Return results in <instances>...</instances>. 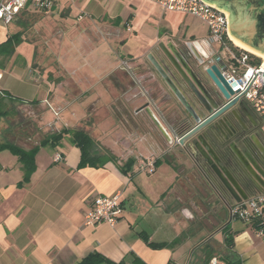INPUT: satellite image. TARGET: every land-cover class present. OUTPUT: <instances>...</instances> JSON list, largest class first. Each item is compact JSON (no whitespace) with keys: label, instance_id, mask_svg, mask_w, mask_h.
<instances>
[{"label":"crops","instance_id":"obj_1","mask_svg":"<svg viewBox=\"0 0 264 264\" xmlns=\"http://www.w3.org/2000/svg\"><path fill=\"white\" fill-rule=\"evenodd\" d=\"M69 1L79 5L85 14L113 19L116 25L123 23L125 29L132 30L137 49L141 48L142 51L154 42L174 36L185 28L196 37L205 36L208 32L205 30L203 34L196 35L189 30V24L184 25L188 14L164 10L157 3L148 0ZM32 2L15 17L12 21L14 24H6L0 20V43L9 35L21 31L19 21L24 12L31 8H42L40 4L44 3L50 6L54 1ZM113 2L118 6L113 8ZM46 10L50 8L47 7ZM140 18L152 20L154 26L146 29L145 23L138 21ZM116 19H119L118 23ZM29 51L30 46L23 40L15 47L14 53L5 59L0 68V93L24 102L36 100L49 104L53 115L57 117L53 125L54 131L62 128L83 129L94 139L95 153L101 156L110 154L113 159L105 161L99 167H78L79 148L73 143L71 135L66 134L56 147L46 145L38 149L35 169L29 180L23 182L24 171L17 156L9 150L0 151V264H78L93 251H98L113 261H119L132 253L146 264H167L170 260L174 264H202V249L209 236L197 235L207 227L205 223L202 225L201 220H192L189 206L177 201L176 187L170 182L174 177H169V184L166 186L158 187L156 199L146 196L134 182L135 175L140 173L134 169V164L140 157H129L123 151L122 132L120 128L115 130L112 126L116 120L98 116L90 118L93 113L82 110L78 101L62 108L51 106L47 100V85L32 69ZM70 70L79 71L74 67ZM92 71L88 67V74L85 75L92 74ZM10 73L15 78H8ZM39 91L43 93L37 97ZM8 103L12 102L7 101L6 106ZM13 104L26 105L18 102ZM6 123L0 121V138L7 135L4 134ZM44 131L45 129L42 130L43 135ZM58 154L61 158L55 160ZM130 158H134L135 162L131 170L124 173L121 166ZM166 168L165 164H156L155 170L165 173ZM116 192L120 193L117 221L114 224H86L84 216L94 200ZM187 193L183 190L180 195L185 196ZM165 215L166 218L161 219ZM170 218L172 227L178 228L172 235L160 226L161 221L168 224ZM222 227L223 225L217 229V233L222 234ZM141 234L147 236L148 242ZM179 236H182L180 243L170 247L155 249L149 245L150 242H171ZM251 237L249 232L240 231L234 237L232 251L241 259V264H256L254 257L258 245Z\"/></svg>","mask_w":264,"mask_h":264},{"label":"flooded vegetation","instance_id":"obj_2","mask_svg":"<svg viewBox=\"0 0 264 264\" xmlns=\"http://www.w3.org/2000/svg\"><path fill=\"white\" fill-rule=\"evenodd\" d=\"M231 48L235 52L210 42L208 32L196 37L186 28L139 48L126 56L120 108L110 105L129 157L165 164L175 173L173 186L224 214L264 193V122L252 101L224 85L244 72L235 59L246 51Z\"/></svg>","mask_w":264,"mask_h":264},{"label":"rangeland","instance_id":"obj_3","mask_svg":"<svg viewBox=\"0 0 264 264\" xmlns=\"http://www.w3.org/2000/svg\"><path fill=\"white\" fill-rule=\"evenodd\" d=\"M115 6L118 5L113 2V8ZM20 20L25 23L23 38L24 42L30 46L31 67L37 77L47 85V100L51 106L62 108L66 104L78 101L82 110L93 113L90 118L93 116L106 117L113 121L114 115L111 114L110 105L115 110L120 108V84L124 78L126 56L138 50L132 30L125 29L123 23L116 25L113 19L102 16L96 18L92 14H85L79 5L69 0H55L50 5V10H43L40 7L31 8L23 13ZM138 21L145 23L146 29L154 26L152 20L140 18ZM185 24H189V30L194 31L196 35H201L203 31L208 30L200 18L192 15H187ZM230 42L231 47L237 48L238 51L249 52L232 41ZM250 54L264 61V58L251 52ZM72 67L79 71L73 72L70 70ZM88 67L93 70V73L85 75L88 74ZM8 78H15V75L10 73ZM42 93L39 91L37 97H40ZM6 107L9 109L10 116L3 120L4 123L8 122L14 130L16 129L14 127L21 122L24 123L16 129H22L27 135L22 140H18L20 144L26 147L31 146L43 136V129L45 133L54 131L53 125L57 117L53 115L49 104L39 103V101L25 106L8 103ZM112 126L115 130L119 128L117 121L113 122ZM113 134L116 137V131ZM46 150L51 152L49 147H46ZM142 159L144 162L152 160L148 156ZM138 162H142L141 158ZM165 170V173L155 170L156 172L150 174L146 171H137L140 173L135 175L134 182L140 186L146 196L156 199L158 187L166 186L169 184V177H174L172 170L168 168ZM176 190V197L180 198L178 202L189 206L192 220H201L202 225L206 224L207 229L203 228L197 237L209 236L206 242L214 247L217 255L225 254V251L235 254L234 251L225 249L222 244V234L217 233V229L230 219L229 216L222 211L218 212L215 207L204 205L193 191L190 195L181 196L183 190L178 187ZM166 216L161 219H165ZM169 223L161 221L160 226L165 229L166 233L172 235L178 228L172 227L171 218ZM231 227L234 228L233 230L251 234V240L258 245L254 257L255 263L263 262L264 264V235L252 232L249 225L239 219H232ZM221 264H225L224 261H221Z\"/></svg>","mask_w":264,"mask_h":264},{"label":"built area","instance_id":"obj_4","mask_svg":"<svg viewBox=\"0 0 264 264\" xmlns=\"http://www.w3.org/2000/svg\"><path fill=\"white\" fill-rule=\"evenodd\" d=\"M31 0H0V20L4 23L12 22L19 12ZM157 3L164 10L179 11L188 15L200 18L207 26L208 39L210 42L220 44L224 50L235 52L230 45V33L228 27V12L206 0H148ZM232 52V53H233ZM235 54V53H234ZM238 70L244 69L242 76L230 75L228 84L234 92L243 94L252 101L256 111L260 114L264 122V62L259 65L252 63L253 54L241 52L236 56ZM126 66V62H125ZM256 80L252 82L254 76ZM1 80V73H0ZM250 86V87H249ZM58 154L55 160H59ZM141 163L136 161L135 170L151 173L155 171L153 160ZM120 193L100 196L94 200L92 207L86 212L84 219L86 224L106 222L114 224L120 211ZM230 219L257 218L264 224V193L251 196L249 199L233 205L229 209ZM262 234L263 233H259ZM206 264H221L217 256L211 257Z\"/></svg>","mask_w":264,"mask_h":264},{"label":"trees","instance_id":"obj_5","mask_svg":"<svg viewBox=\"0 0 264 264\" xmlns=\"http://www.w3.org/2000/svg\"><path fill=\"white\" fill-rule=\"evenodd\" d=\"M53 1L55 2V0ZM31 2L32 0L29 1L26 4V6ZM40 5H42L41 7L43 10H46L47 7L50 8V6H48V3H44ZM24 8L22 10H24ZM22 10L19 12V14H21ZM118 22L119 19H116V23ZM19 23L22 25L23 28L25 23L23 21H19ZM22 28L21 31L9 35L4 42L0 43V57H1L0 68L3 67L5 59L9 58L14 53L15 47L18 46L24 40ZM254 59H255V63L258 64L260 59L257 57H254ZM7 101L12 102L11 104H13L14 102H18V104H26V105L38 103V101L36 100L32 102H24L18 99H14L8 94L0 93V121L8 119V117L10 116L9 109L6 107ZM23 125L24 123L21 122L17 127L14 128L18 129ZM16 129L14 130L12 126L9 125L8 122L5 124L4 134L7 135L6 137L0 138V151L9 150L12 154L17 156V159L20 162L21 167L23 168L24 171L23 182L29 180L30 174L35 169V155L38 149L46 145L52 148L56 147L58 143L61 141V139L64 137V135L66 134L71 135L73 143L79 148L80 160L78 163V167H83L86 165H93L99 167L103 165L105 161L109 159H113V156H111L110 154H108V156H101L95 153L94 151L95 141L89 135V133L84 131L83 129L62 128L58 131H52L44 134L42 137L37 139L31 146L28 147L18 142V140H22L25 137L26 135L25 132L22 129L21 130L20 129L16 130ZM16 131L18 132L16 133ZM134 162H135L134 158L128 159L121 166V170L124 173H128L131 170V167L133 166ZM237 219L245 222L255 232L263 233L264 235V224H261L259 219L253 217L250 218L249 220H244L243 218H237ZM222 225H223L221 229V233L223 237L222 244L226 250H232V247L234 245V237L239 233V231L233 230L231 227V222L228 220L225 221ZM141 235L143 239L146 242H148L147 236L144 234ZM181 240H182V236H179L171 242H160V243L150 242L149 245H151L155 249H160L163 247H170L173 246L174 244H178L180 243ZM202 254H203L202 264H206L207 261L213 256H217L219 261L220 262L224 261L225 264H241L240 259L237 258L235 254H231L225 251V254L217 255V252L215 251L214 247H212L207 242L203 246ZM78 264H146V263L138 256L132 253H130L127 257L119 261H113L104 254L98 251H93L88 253L85 257H83ZM167 264H174V262L170 260Z\"/></svg>","mask_w":264,"mask_h":264},{"label":"water","instance_id":"obj_6","mask_svg":"<svg viewBox=\"0 0 264 264\" xmlns=\"http://www.w3.org/2000/svg\"><path fill=\"white\" fill-rule=\"evenodd\" d=\"M215 4L218 7L225 9L228 12V27L229 33L239 41L264 53V0H206ZM155 67L163 74V71L157 62ZM213 69L215 67L213 66ZM208 73L214 80L223 88L218 80L214 77L212 71L208 69ZM222 78V77H221ZM223 79V78H222ZM226 88L233 92L228 82L223 79ZM151 118L157 122L153 114L149 113ZM196 130V129H195ZM193 130L192 132H194ZM190 135V134H188ZM180 139V142L188 137Z\"/></svg>","mask_w":264,"mask_h":264},{"label":"bare ground","instance_id":"obj_7","mask_svg":"<svg viewBox=\"0 0 264 264\" xmlns=\"http://www.w3.org/2000/svg\"><path fill=\"white\" fill-rule=\"evenodd\" d=\"M230 35H231V36H230V39H231V41H232L235 45H237V46L243 48L244 50H247V51H249V52H251V53H254V54H256V55H258V56L264 58V53L259 52V51L255 50V49L250 48L249 46L245 45L244 43H242L241 41H239L237 38H235L232 34H230Z\"/></svg>","mask_w":264,"mask_h":264}]
</instances>
